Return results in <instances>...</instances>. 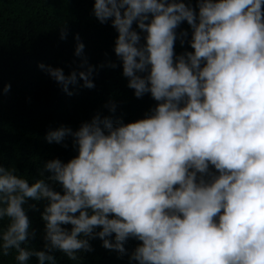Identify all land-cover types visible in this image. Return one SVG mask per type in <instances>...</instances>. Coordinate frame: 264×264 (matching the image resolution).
<instances>
[{
	"label": "clouds",
	"instance_id": "9594fccd",
	"mask_svg": "<svg viewBox=\"0 0 264 264\" xmlns=\"http://www.w3.org/2000/svg\"><path fill=\"white\" fill-rule=\"evenodd\" d=\"M91 12L116 31L127 87L156 103L130 121L97 111L48 129L75 154L44 161L36 178L0 165V256L55 264V250L77 261L100 238L124 254L133 238L129 264H264V0H93ZM73 38L77 68L37 64L69 95L78 78L94 87ZM177 40L190 50L177 53ZM29 199L44 201L41 248L27 246Z\"/></svg>",
	"mask_w": 264,
	"mask_h": 264
},
{
	"label": "trees",
	"instance_id": "16d2710c",
	"mask_svg": "<svg viewBox=\"0 0 264 264\" xmlns=\"http://www.w3.org/2000/svg\"><path fill=\"white\" fill-rule=\"evenodd\" d=\"M190 2L195 8L196 0ZM92 3L93 0H0V165L36 178L44 161L53 157L66 161L75 154L70 137L62 144L47 142L48 129L61 125L75 129L97 111L130 121L143 116L156 103L147 93L135 97L127 87V78L113 52L116 31L110 22L102 24L94 17ZM64 22L67 35L60 39L58 25ZM180 29L190 32L186 22L177 31ZM74 33L79 34L84 45V56L95 66L94 87H83L78 78L76 86H69V95L37 64L59 66L65 74L77 68ZM185 48L190 50L187 41L182 46L177 40L174 50L180 53ZM109 61L116 66L110 67ZM5 83L10 85L7 93L2 91ZM109 101L115 104L113 113L105 107ZM54 187L59 190L58 185ZM43 203L29 199L25 205L34 231L29 247L41 248L43 244ZM89 243L91 251L78 253L77 261L69 260L59 250L53 251L55 264H129L128 254L138 241L129 238L124 243V254L104 248L100 238ZM0 264H14V254L0 256Z\"/></svg>",
	"mask_w": 264,
	"mask_h": 264
}]
</instances>
